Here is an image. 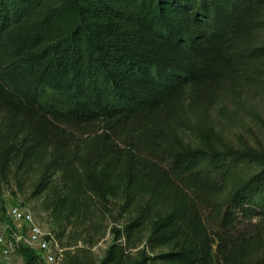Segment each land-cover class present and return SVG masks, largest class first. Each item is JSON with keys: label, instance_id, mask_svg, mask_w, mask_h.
Returning a JSON list of instances; mask_svg holds the SVG:
<instances>
[{"label": "trees", "instance_id": "trees-1", "mask_svg": "<svg viewBox=\"0 0 264 264\" xmlns=\"http://www.w3.org/2000/svg\"><path fill=\"white\" fill-rule=\"evenodd\" d=\"M251 89L264 0H0V186L43 195L63 264L109 219L97 264H264V152L207 126Z\"/></svg>", "mask_w": 264, "mask_h": 264}, {"label": "rangeland", "instance_id": "rangeland-1", "mask_svg": "<svg viewBox=\"0 0 264 264\" xmlns=\"http://www.w3.org/2000/svg\"><path fill=\"white\" fill-rule=\"evenodd\" d=\"M207 115V121L210 124L207 126L219 133L225 143L234 148L251 147L264 152V94L260 91L246 90L238 95L236 100L226 103L222 108L209 109ZM87 138H89L88 135H84L82 139ZM185 139L189 140L188 136ZM24 179V176L13 169L8 179L0 186V236L4 232L5 225L10 223L7 214L10 207L28 208L43 230L54 233L50 213L43 207V195L34 197L29 180L25 182ZM107 226L105 235L89 253L96 264L103 259L106 250L113 242L111 228L122 227L112 219H109ZM60 241L65 246L69 239L65 236ZM71 250L74 251L75 247ZM79 255L81 256L80 253ZM26 257L33 259L34 264H45L38 258L35 251L23 248L17 251L15 264H26ZM0 264H4L1 249Z\"/></svg>", "mask_w": 264, "mask_h": 264}, {"label": "built area", "instance_id": "built-area-1", "mask_svg": "<svg viewBox=\"0 0 264 264\" xmlns=\"http://www.w3.org/2000/svg\"><path fill=\"white\" fill-rule=\"evenodd\" d=\"M10 223L0 236V249L4 264H15L20 247H27L45 264H62L65 248L50 231L43 230L26 207H10L7 211Z\"/></svg>", "mask_w": 264, "mask_h": 264}]
</instances>
